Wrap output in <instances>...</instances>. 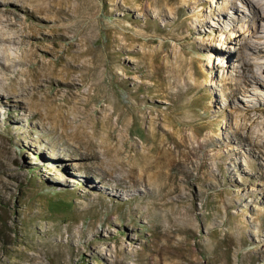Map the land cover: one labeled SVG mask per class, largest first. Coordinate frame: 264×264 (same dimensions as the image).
I'll list each match as a JSON object with an SVG mask.
<instances>
[{"label": "rangeland", "instance_id": "rangeland-1", "mask_svg": "<svg viewBox=\"0 0 264 264\" xmlns=\"http://www.w3.org/2000/svg\"><path fill=\"white\" fill-rule=\"evenodd\" d=\"M57 3L51 119L0 107V264H264V10ZM87 144L152 184L118 193Z\"/></svg>", "mask_w": 264, "mask_h": 264}, {"label": "bare ground", "instance_id": "bare-ground-1", "mask_svg": "<svg viewBox=\"0 0 264 264\" xmlns=\"http://www.w3.org/2000/svg\"><path fill=\"white\" fill-rule=\"evenodd\" d=\"M57 1L0 0V72L7 81V84H4L3 78H0V107H9V110L19 115V117H25L26 115L27 117L37 116L43 123L47 119H51L50 106L54 101L52 97L47 95L46 89L60 73L58 65L53 66L51 61L46 62L44 60V57L53 59L56 55L55 46L57 44L52 42L50 47L44 45V42L55 38L56 33H53L51 29L63 19L61 8L59 7L60 5L58 6ZM241 1L251 6V12H255V8L264 10V0ZM232 7L237 11L235 5ZM216 19L219 21V16ZM255 48L258 52L262 51L258 46ZM255 76L253 74L252 78L255 79ZM254 81L256 82L257 80ZM247 86L246 80L236 83L233 93H245L247 92ZM17 121V119H13L12 123L15 124ZM254 122L256 123V121ZM260 125L264 128V121ZM60 128L59 134L65 135L63 126ZM244 129H247V127ZM82 134L85 136L84 133ZM259 136L264 138V133L259 135L250 132L248 140L253 142L258 148L263 149L264 142L256 141ZM95 147L96 149L100 148L97 145ZM78 148L84 150V152L81 151L82 156L92 159L97 166L106 164L108 167L107 174L112 175L116 169L118 170L120 176L117 182L113 184L114 189L118 193L123 189L130 192L137 190L138 186L146 188L152 184L147 175L148 167L138 169L119 160L114 164V162L108 160L109 152L107 149L91 152L90 150H93L94 147L91 148L88 144L85 147L78 146ZM87 184L94 186L93 183L89 184L86 181ZM100 192L105 193L101 189ZM114 195L117 196L116 193ZM127 220L131 223L134 218L129 214Z\"/></svg>", "mask_w": 264, "mask_h": 264}, {"label": "trees", "instance_id": "trees-1", "mask_svg": "<svg viewBox=\"0 0 264 264\" xmlns=\"http://www.w3.org/2000/svg\"><path fill=\"white\" fill-rule=\"evenodd\" d=\"M55 205H56V204H55ZM59 207H60L59 205H56L55 207L52 206L51 208H52V209H55V210H58Z\"/></svg>", "mask_w": 264, "mask_h": 264}]
</instances>
